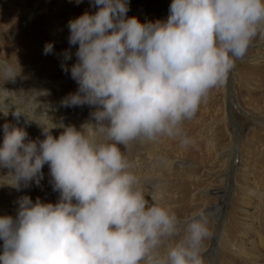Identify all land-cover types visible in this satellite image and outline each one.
<instances>
[{"label": "clouds", "instance_id": "obj_1", "mask_svg": "<svg viewBox=\"0 0 264 264\" xmlns=\"http://www.w3.org/2000/svg\"><path fill=\"white\" fill-rule=\"evenodd\" d=\"M91 4L97 11L68 23L78 88L61 105L92 106L94 123L61 124L58 137L53 124L27 141L24 128L3 125L6 184H39L47 164L60 196L52 203L25 195L15 216L0 215V264H204L209 215L201 209L182 220L162 195L146 193L128 149L137 140L195 143L184 124L264 35V0H172L166 20L146 22L127 16L128 0ZM52 51L46 43L44 54ZM0 69L6 79L19 75Z\"/></svg>", "mask_w": 264, "mask_h": 264}, {"label": "rangeland", "instance_id": "obj_2", "mask_svg": "<svg viewBox=\"0 0 264 264\" xmlns=\"http://www.w3.org/2000/svg\"><path fill=\"white\" fill-rule=\"evenodd\" d=\"M171 2L128 0L127 16H136L141 22L166 20ZM85 11H97L91 0H81L79 4L76 0H0V59L13 68L17 66V73L21 67L32 76L28 85L21 86L18 81L17 86L0 69V104L5 100L23 115L35 118L48 114L49 124L53 116L61 117L59 125H75L78 129L85 123H94L92 106L61 105L62 99L78 88L70 73L77 60L78 45H69L68 23ZM4 28L9 33L1 32ZM263 41L264 35L254 38L252 44L257 46L236 62L222 86L210 92L195 118L185 122L194 144L181 147L178 141L162 138L159 142L133 141L128 149L136 165L133 170L146 193L153 195L158 189L164 202L174 205L182 220L201 209L209 215L211 235L204 242V264H213L208 254L218 264H259L256 257L259 252L264 255ZM49 42L53 51L45 58L48 54H44V47ZM66 50L72 54L67 61L63 56ZM62 64H66L68 72ZM55 77L61 79L60 84L53 83ZM2 111V125L24 118L22 114L15 117L13 110L6 111L7 115ZM41 123L36 120L31 124L39 130ZM59 130L61 133L63 128ZM8 171L0 168V215L15 216L18 201L25 195L33 202L37 198L42 202L58 201L60 193L53 190L47 164L39 184L32 181L19 190L6 184L12 182L10 176H4ZM178 239L166 241L165 249ZM229 240L234 243L230 247ZM238 241L245 245L244 257L235 250ZM228 248L235 251L234 256L226 252Z\"/></svg>", "mask_w": 264, "mask_h": 264}, {"label": "bare ground", "instance_id": "obj_3", "mask_svg": "<svg viewBox=\"0 0 264 264\" xmlns=\"http://www.w3.org/2000/svg\"><path fill=\"white\" fill-rule=\"evenodd\" d=\"M145 5V4H144ZM170 6V5H169ZM142 7V6H141ZM168 12L167 13H169V7H168V10H167ZM166 17H168V14L166 15ZM144 19V18H143ZM34 24V23H33ZM5 26V25H4ZM10 26V25H9ZM5 29V28H4ZM1 32H3V33H5V34H7V33H9V29L7 30V29H5V30H2ZM253 42H254V40H253ZM263 45H264V41H263ZM257 45H253L252 44V46L249 48V50H251L252 48H255ZM46 57H50V55L48 54L47 56H45V58ZM4 63L1 61V59H0V65H3ZM14 69H16V72H17V66H15L14 67ZM6 78V77H5ZM30 78H32V76H30V72H28L26 69L25 70H23V69H21V67L19 68V75L14 79V80H12V81H15L16 82V85H17V82L19 81V83L18 84H20L21 86L22 85H28L29 83H30ZM48 79V78H47ZM42 81V80H41ZM52 81H53V83H56L57 85L58 84H60L59 82L61 81V79L60 78H53L52 79ZM12 83V82H11ZM17 86H19V85H17ZM2 99H4V98H2ZM6 99V98H5ZM10 101V100H9ZM0 110H2L3 109V111H12L13 110V112H15L16 111V109L17 108H15V105H14V107H13V105H12V103H10V102H7V101H5V100H3L2 101V104H0ZM49 108V107H48ZM56 109V108H55ZM2 111V112H3ZM17 111H20V110H17ZM54 112V111H53ZM27 113V112H26ZM58 113V112H57ZM53 114V113H52ZM23 115V114H22ZM32 115V114H31ZM31 115H29L28 113L27 114H24L23 116H24V118L20 121V122H18V121H16V122H13V123H11L10 121H8V123L11 125V126H16V127H22V128H24L26 131H27V133H28V136L26 137V141L27 140H36V139H43V136H42V131H43V128L44 127H53L54 125L53 124H55V125H58V127H55L54 128V131L52 130V133L54 134V133H56L58 136H59V134H60V130H59V121L61 120V117H59V116H57V117H55L54 118V116L52 117V122H51V124H49V121L47 120V118H46V115H48V114H44V115H41L40 114V116L38 117V118H35V117H33V116H31ZM5 117V116H4ZM53 118H54V120H53ZM62 119H64L63 117H62ZM36 120H41L43 123H41V126H42V128L41 129H39V130H34L33 129V126H32V124L31 123H35V121ZM35 128V127H34ZM3 137H4V131H3V125L1 124V117H0V138H2V142H3ZM10 179V181H12V179L11 178H9ZM39 188H41V187H39ZM155 190H157L153 195H159L160 194V192L158 193V189H155ZM225 194V193H224ZM3 197V196H2ZM3 202L4 201H2V204H3ZM264 220V219H263ZM225 237V236H224ZM224 239V238H223ZM254 240V239H253ZM255 241H256V239H255ZM238 242H240V243H237L236 245V251H238L239 253H240V256H243L244 257V253H246L245 252V245H244V243H242V241H238ZM250 242V241H249ZM232 242L229 240L228 242H227V245L230 247V244H231ZM253 243V242H252ZM262 243H264L263 241H262ZM232 244H234V243H232ZM2 245H3V241H0V252L3 250V248H2ZM254 245V244H253ZM222 246V245H221ZM224 249H226V248H222V250H224ZM227 253H229V254H232V256H234V253H235V251L234 250H231L230 248H228L227 249V251H226ZM253 252V251H252ZM255 252V251H254ZM239 253H236V254H239ZM257 255V254H256ZM208 257H209V259H211V261H212V263L213 264H216L215 263V260L216 259H214V257H211L210 258V256H209V254H208ZM254 258H255V255H254ZM256 258H258L257 260H259V261H261V263L259 262V264H264V255H262V253H260L259 252V255H258V257H256ZM218 264V263H217Z\"/></svg>", "mask_w": 264, "mask_h": 264}]
</instances>
